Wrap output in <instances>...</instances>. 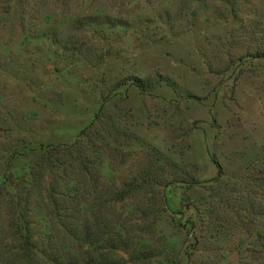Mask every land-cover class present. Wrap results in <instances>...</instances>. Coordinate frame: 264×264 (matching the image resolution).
Instances as JSON below:
<instances>
[{"label": "rangeland", "instance_id": "rangeland-1", "mask_svg": "<svg viewBox=\"0 0 264 264\" xmlns=\"http://www.w3.org/2000/svg\"><path fill=\"white\" fill-rule=\"evenodd\" d=\"M96 13L126 25L80 31L72 23ZM77 35L91 53L69 63L61 44ZM156 73L173 85L141 91L128 83ZM86 128L91 143L78 137ZM79 138L99 179L115 186L154 160L161 183L153 195L148 188L133 196L138 204L124 199L109 212L140 227L134 211L152 203L156 238L167 245L154 264H258L248 253L217 256L210 243L191 251L201 221L185 203L250 164L264 170V0H0V187L4 177L28 174L48 147ZM186 217L197 219L195 231ZM137 234L149 241L143 226Z\"/></svg>", "mask_w": 264, "mask_h": 264}, {"label": "trees", "instance_id": "trees-1", "mask_svg": "<svg viewBox=\"0 0 264 264\" xmlns=\"http://www.w3.org/2000/svg\"><path fill=\"white\" fill-rule=\"evenodd\" d=\"M72 23L80 31H106L126 25L121 20L110 21L106 14L99 13L82 16ZM83 46L81 36L77 35L76 40L75 36H68L61 49L69 63H74L91 53V48ZM104 57L106 53L100 52L97 63ZM162 81L173 85L167 76L159 73L152 77L132 76L128 83L141 91H150ZM122 84L123 81L115 84L110 91ZM88 129H82L78 137L88 134L85 138L91 143ZM93 134L98 137V130H93ZM86 146L79 138L62 148L73 155L68 160L60 159L62 149L50 146L42 161L28 174L17 179L3 178L0 202L6 225L4 230L0 229V264H154L152 259L167 249L159 236L156 238L153 224L158 216L152 203L147 201L135 209L137 217L133 220H141L140 227L131 223L132 218L109 216L110 211L115 213L112 208L115 203L135 199L133 202L138 204L134 195H145L148 188L151 190L161 183L157 171L152 169L154 160L115 186L99 179L97 162L90 157ZM217 168L215 181L222 176L218 164ZM150 190L153 195L154 190ZM35 191H39V196ZM202 199L194 204L187 200L185 203L201 221V233L191 232L189 236L191 251L199 244L210 243L217 256L248 253L260 256L258 264H264V170L256 163L250 164L231 183L209 191ZM43 204L44 208L40 209ZM197 219L186 217L183 221L195 231ZM37 223L40 232L35 235ZM142 226L150 234L148 242L146 237L137 234ZM119 251H125L126 258L113 255Z\"/></svg>", "mask_w": 264, "mask_h": 264}]
</instances>
